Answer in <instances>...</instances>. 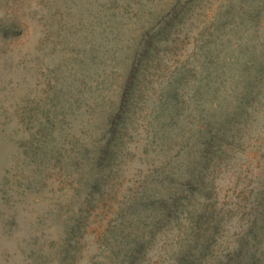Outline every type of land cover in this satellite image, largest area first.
<instances>
[{"label":"rangeland","instance_id":"obj_1","mask_svg":"<svg viewBox=\"0 0 264 264\" xmlns=\"http://www.w3.org/2000/svg\"><path fill=\"white\" fill-rule=\"evenodd\" d=\"M230 260L264 264V0H0V264Z\"/></svg>","mask_w":264,"mask_h":264},{"label":"trees","instance_id":"obj_2","mask_svg":"<svg viewBox=\"0 0 264 264\" xmlns=\"http://www.w3.org/2000/svg\"><path fill=\"white\" fill-rule=\"evenodd\" d=\"M226 264H238V261H228V262H226Z\"/></svg>","mask_w":264,"mask_h":264},{"label":"bare ground","instance_id":"obj_3","mask_svg":"<svg viewBox=\"0 0 264 264\" xmlns=\"http://www.w3.org/2000/svg\"><path fill=\"white\" fill-rule=\"evenodd\" d=\"M258 164V163H257ZM257 205V204H256Z\"/></svg>","mask_w":264,"mask_h":264}]
</instances>
